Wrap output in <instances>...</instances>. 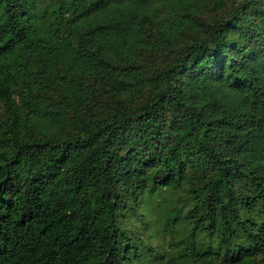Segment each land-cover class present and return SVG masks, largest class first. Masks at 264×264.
<instances>
[{"label": "trees", "instance_id": "16d2710c", "mask_svg": "<svg viewBox=\"0 0 264 264\" xmlns=\"http://www.w3.org/2000/svg\"><path fill=\"white\" fill-rule=\"evenodd\" d=\"M261 255L264 0H0V264Z\"/></svg>", "mask_w": 264, "mask_h": 264}, {"label": "rangeland", "instance_id": "374dc122", "mask_svg": "<svg viewBox=\"0 0 264 264\" xmlns=\"http://www.w3.org/2000/svg\"><path fill=\"white\" fill-rule=\"evenodd\" d=\"M140 196L141 199H138V204L135 206L136 210L134 212L132 210L131 212L130 210L127 211V219L131 225H134L135 221L138 223L137 229L140 232L137 241H143V245L156 250V258H159L167 248V235L161 232L160 222L157 218L158 205L155 202L157 197L150 196L149 193L141 194ZM145 212L150 213V216L147 219L140 217L141 214H145ZM138 215H140L139 220ZM138 254H141V251H139ZM260 258L262 259L260 264H264V255H261Z\"/></svg>", "mask_w": 264, "mask_h": 264}]
</instances>
